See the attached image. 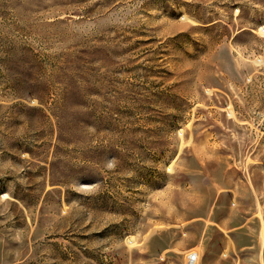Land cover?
Returning a JSON list of instances; mask_svg holds the SVG:
<instances>
[{
	"label": "rangeland",
	"instance_id": "1",
	"mask_svg": "<svg viewBox=\"0 0 264 264\" xmlns=\"http://www.w3.org/2000/svg\"><path fill=\"white\" fill-rule=\"evenodd\" d=\"M264 264V0H0V264Z\"/></svg>",
	"mask_w": 264,
	"mask_h": 264
},
{
	"label": "built area",
	"instance_id": "2",
	"mask_svg": "<svg viewBox=\"0 0 264 264\" xmlns=\"http://www.w3.org/2000/svg\"><path fill=\"white\" fill-rule=\"evenodd\" d=\"M199 260V254L196 251H191L187 256V262L196 263Z\"/></svg>",
	"mask_w": 264,
	"mask_h": 264
},
{
	"label": "bare ground",
	"instance_id": "3",
	"mask_svg": "<svg viewBox=\"0 0 264 264\" xmlns=\"http://www.w3.org/2000/svg\"><path fill=\"white\" fill-rule=\"evenodd\" d=\"M187 264H193V263H189V262H188ZM194 264H197V262H196V263H194Z\"/></svg>",
	"mask_w": 264,
	"mask_h": 264
}]
</instances>
